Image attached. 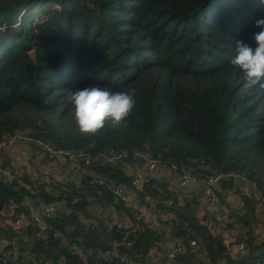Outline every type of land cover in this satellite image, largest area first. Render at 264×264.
Instances as JSON below:
<instances>
[{"label": "trees", "instance_id": "trees-1", "mask_svg": "<svg viewBox=\"0 0 264 264\" xmlns=\"http://www.w3.org/2000/svg\"><path fill=\"white\" fill-rule=\"evenodd\" d=\"M262 17V0H0V139L20 131L73 150L84 170L46 172L34 161L19 172L11 148L0 149L11 174L0 172V237L15 241L0 247V264H149L172 239L183 245L176 264H235L242 256L229 245L239 242L248 264H264V93L246 88L230 64L236 41L256 47ZM88 86L133 95L127 120L81 135L66 97ZM111 152L122 155L108 160ZM149 158L159 168L132 184L131 168ZM173 166L198 178L228 174L216 190L221 218L201 212L202 189L172 185ZM243 179L262 207L240 189ZM108 184L124 185L137 205L125 206ZM29 199L60 203L45 227L30 219ZM155 211L172 222L153 224ZM119 212L130 225L106 222ZM235 226L241 233L230 242Z\"/></svg>", "mask_w": 264, "mask_h": 264}, {"label": "built area", "instance_id": "built-area-1", "mask_svg": "<svg viewBox=\"0 0 264 264\" xmlns=\"http://www.w3.org/2000/svg\"><path fill=\"white\" fill-rule=\"evenodd\" d=\"M32 144H35L34 147ZM10 147L12 150L13 155L15 156L16 151H19V154L22 156H31L33 161L40 162V166L44 168L46 172H70L71 175L79 176L83 173L84 170H81V154L77 153L73 150L64 149V148H54L43 142L41 139H32L30 136L20 132L15 131L11 135H7L0 139V149ZM15 153V154H14ZM48 153L51 155V159L46 161L44 159L45 154ZM121 152H111L106 155L108 160H115L119 156H121ZM84 164L89 163V159H83ZM160 160L149 158L147 162L142 167H133L132 169V178L131 182L134 185H141L145 182L149 176L154 174L156 170L159 168ZM176 169V166H173V169ZM174 169V170H175ZM0 172L5 177H10V170L8 168L2 167L0 164ZM228 175L222 172H217L210 174L204 178H198L195 175L190 174L188 171L181 170V171H174L169 175L170 181L173 186L175 187H194L197 186L199 189H202L206 194L209 201L214 202L217 199V187L224 177ZM99 182H103L102 178H97ZM108 186L112 189V191L119 196L125 206L137 205L135 195L129 192L124 185L122 184H108ZM241 190H252L255 192L257 206L262 207L263 201L260 198L259 194H257L256 187L253 183H247L244 179L240 182L239 185ZM249 188V189H248ZM30 209V219L40 223L42 227L46 226L45 216L51 215L56 207L60 205V203L56 201H40L38 203L32 202ZM237 202H239L237 200ZM12 213V211H10ZM145 215V217L149 216V212L145 213L142 209L137 214L138 216ZM155 219L153 220V224H158L159 222H172V216L169 213H163L162 211H155L153 212ZM12 219V218H11ZM24 218L20 215L15 219H12V222L15 226H21L24 223ZM118 222L124 225H130L131 221L128 219L127 216L123 215L122 212H119V216L115 215V213L111 214L108 217L109 222ZM15 241L13 239H9L7 237H0V247L5 248L9 245H14ZM190 245L195 249L198 250L199 245L197 244L195 239H191L189 241ZM69 248L74 247V244L69 243ZM229 248L231 252L235 254H239L240 256L246 257L248 254V250L245 248L243 242H239L236 244H230ZM79 250L81 255H85L81 249V247H76ZM183 245L179 241H173L168 248L166 249L163 255L158 254V252L152 253V259L149 264H176V256L177 254L182 251ZM88 253V252H87ZM125 263H129L128 260H124ZM131 263V261H130ZM132 264V263H131ZM135 264V263H134ZM138 264V263H136Z\"/></svg>", "mask_w": 264, "mask_h": 264}, {"label": "clouds", "instance_id": "clouds-1", "mask_svg": "<svg viewBox=\"0 0 264 264\" xmlns=\"http://www.w3.org/2000/svg\"><path fill=\"white\" fill-rule=\"evenodd\" d=\"M254 27L259 29L254 33L256 47L236 41L230 64L242 72L246 88L264 93V17L258 18ZM66 99L72 106L77 129L84 136H96L109 122L112 127H119L136 105L134 96L129 93L110 92L96 86L72 92Z\"/></svg>", "mask_w": 264, "mask_h": 264}, {"label": "crops", "instance_id": "crops-1", "mask_svg": "<svg viewBox=\"0 0 264 264\" xmlns=\"http://www.w3.org/2000/svg\"><path fill=\"white\" fill-rule=\"evenodd\" d=\"M166 174H168V171H166ZM184 189H186L188 191H193V190H198L199 188L197 186H194V187H191V188L186 187ZM202 196H204V198H205L204 204H202V205H205L206 203H215L216 202V201H214V202L209 201L207 196H206V194H204V193H202ZM228 197H229L230 201L232 202V204L234 206L238 205V202H237L238 197H237V195L230 193ZM201 212L204 213V214H207V218H209V215H213L215 217L218 216V218L219 217L221 218L220 215L221 214L223 215V213H224V212L223 213L221 212V207L220 206H216V208H215V210L213 212H210L208 209H205V210L201 209ZM260 213H261V222L258 225V231L257 232L259 233L258 237L261 239V238H264V207L261 208ZM225 233H227L226 234L227 235V240L232 242V240H234L241 233V228L238 227V226H235V227H232V229H230L229 231H226ZM243 258H245V257H243ZM243 258H241V259H243ZM221 264H223V263H221Z\"/></svg>", "mask_w": 264, "mask_h": 264}, {"label": "rangeland", "instance_id": "rangeland-1", "mask_svg": "<svg viewBox=\"0 0 264 264\" xmlns=\"http://www.w3.org/2000/svg\"><path fill=\"white\" fill-rule=\"evenodd\" d=\"M13 158H14L16 165L20 169L19 172H22L23 170H26V169L31 170V168L33 167L32 166L33 162H34L33 159H32V161H29L30 156H22L21 154H19V151H16V154H15V156L13 155ZM201 200H202V204H204L205 198L202 195H201ZM216 206H217L216 203H206L205 205L201 206V209H203V210L208 209L210 212H213L215 210ZM174 240L175 239H172L171 241L173 242Z\"/></svg>", "mask_w": 264, "mask_h": 264}, {"label": "water", "instance_id": "water-1", "mask_svg": "<svg viewBox=\"0 0 264 264\" xmlns=\"http://www.w3.org/2000/svg\"><path fill=\"white\" fill-rule=\"evenodd\" d=\"M249 252H247L248 254ZM252 255H248L243 259H240L239 261H237L235 264H248V262H246V260H248Z\"/></svg>", "mask_w": 264, "mask_h": 264}]
</instances>
